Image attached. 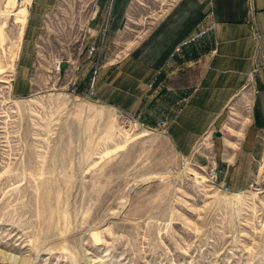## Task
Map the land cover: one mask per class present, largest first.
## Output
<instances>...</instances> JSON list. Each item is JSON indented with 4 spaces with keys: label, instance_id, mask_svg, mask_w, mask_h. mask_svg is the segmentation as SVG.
I'll use <instances>...</instances> for the list:
<instances>
[{
    "label": "rangeland",
    "instance_id": "374dc122",
    "mask_svg": "<svg viewBox=\"0 0 264 264\" xmlns=\"http://www.w3.org/2000/svg\"><path fill=\"white\" fill-rule=\"evenodd\" d=\"M175 1L134 0L106 51L92 25L98 0H0V264H264V178L230 190L217 156L247 127L249 97L195 159L160 126L168 118L150 126L101 99V66ZM126 113L150 128H130Z\"/></svg>",
    "mask_w": 264,
    "mask_h": 264
},
{
    "label": "crops",
    "instance_id": "0c3cea01",
    "mask_svg": "<svg viewBox=\"0 0 264 264\" xmlns=\"http://www.w3.org/2000/svg\"><path fill=\"white\" fill-rule=\"evenodd\" d=\"M133 1L98 0L92 25L97 43H103L106 51L125 29ZM209 25L212 30L185 43ZM31 34L33 39L34 31ZM29 52L23 54L25 59L31 57ZM113 64L100 68V87L106 67L110 87L108 95L100 93L101 99L117 101L150 126L168 118L171 139L190 159L197 157L202 139L225 125L235 99L243 95L245 104L249 97L250 115L243 118L249 121L247 127L233 131L225 150L217 153L220 178L233 191L264 178V0H176ZM119 78L127 82L124 101L118 92Z\"/></svg>",
    "mask_w": 264,
    "mask_h": 264
},
{
    "label": "built area",
    "instance_id": "2783aa9c",
    "mask_svg": "<svg viewBox=\"0 0 264 264\" xmlns=\"http://www.w3.org/2000/svg\"><path fill=\"white\" fill-rule=\"evenodd\" d=\"M212 29H213V25H209L205 28L200 29L197 33H195L187 41H185V43L195 41L197 38L202 37L203 35H205L208 31H210ZM256 40H257L256 43H257L258 47H260L261 36H257ZM101 49H102V47H99L97 45H91L88 49V54L90 57H94L96 55L98 56ZM256 71H257V69H255L252 73H250L249 78L251 81H253L255 79ZM125 124L127 126H129L130 128L133 127L135 129H149L150 128L144 121H142L138 116H136L133 113H128V114L126 113ZM160 126L163 129L168 127V120L167 119L162 120L160 123Z\"/></svg>",
    "mask_w": 264,
    "mask_h": 264
},
{
    "label": "water",
    "instance_id": "95a60500",
    "mask_svg": "<svg viewBox=\"0 0 264 264\" xmlns=\"http://www.w3.org/2000/svg\"><path fill=\"white\" fill-rule=\"evenodd\" d=\"M64 66H65V64H64Z\"/></svg>",
    "mask_w": 264,
    "mask_h": 264
},
{
    "label": "bare ground",
    "instance_id": "6f19581e",
    "mask_svg": "<svg viewBox=\"0 0 264 264\" xmlns=\"http://www.w3.org/2000/svg\"><path fill=\"white\" fill-rule=\"evenodd\" d=\"M167 176V175H166Z\"/></svg>",
    "mask_w": 264,
    "mask_h": 264
}]
</instances>
